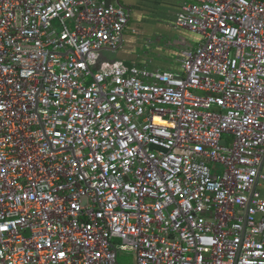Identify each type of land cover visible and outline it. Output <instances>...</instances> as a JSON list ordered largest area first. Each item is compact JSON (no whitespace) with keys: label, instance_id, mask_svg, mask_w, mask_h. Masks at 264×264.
I'll list each match as a JSON object with an SVG mask.
<instances>
[{"label":"built area","instance_id":"built-area-1","mask_svg":"<svg viewBox=\"0 0 264 264\" xmlns=\"http://www.w3.org/2000/svg\"><path fill=\"white\" fill-rule=\"evenodd\" d=\"M129 21L0 0V264H264V0L184 1L178 71L104 56Z\"/></svg>","mask_w":264,"mask_h":264},{"label":"crops","instance_id":"crops-1","mask_svg":"<svg viewBox=\"0 0 264 264\" xmlns=\"http://www.w3.org/2000/svg\"><path fill=\"white\" fill-rule=\"evenodd\" d=\"M115 5H121L130 11V21L124 31V41L121 49L115 52V60L122 61L127 66L148 65L154 69L179 70L181 52L184 48L195 46L199 37L187 30L177 29L174 25L176 14L186 0H100ZM156 35L160 42L164 36L174 39L171 50H166L167 58L159 60H141L134 54L139 45L143 48L150 44L149 38ZM126 43V46H125ZM129 45L131 47L129 48ZM107 57V56H106ZM149 61H152L149 63ZM264 197V185L260 187Z\"/></svg>","mask_w":264,"mask_h":264},{"label":"rangeland","instance_id":"rangeland-1","mask_svg":"<svg viewBox=\"0 0 264 264\" xmlns=\"http://www.w3.org/2000/svg\"><path fill=\"white\" fill-rule=\"evenodd\" d=\"M127 31V30H126ZM125 31V33H126ZM148 40H150V44H146L145 47L143 48L141 45H139L137 47V49H134V54L138 55L141 60H143V58H154L155 60H159V54H161V58H167L166 56L167 52L166 50H171L173 47V43H174V39L173 38H169L164 36V39L161 40L156 36L153 35L151 38H149ZM125 42V41H124ZM126 46V43H125ZM131 47V45H129V48ZM104 56H107L108 58H110L111 60H115V58L117 57L115 53L112 52H104ZM150 63V62H149ZM83 205H86L85 200L83 201ZM119 255H118V260L120 264H134V257L132 256H127L125 251H122L121 248H119Z\"/></svg>","mask_w":264,"mask_h":264},{"label":"water","instance_id":"water-1","mask_svg":"<svg viewBox=\"0 0 264 264\" xmlns=\"http://www.w3.org/2000/svg\"><path fill=\"white\" fill-rule=\"evenodd\" d=\"M158 56H159V59H160V58H161V57H160L161 54H159ZM152 59H154V58H147V60H152ZM149 62H152V61H149Z\"/></svg>","mask_w":264,"mask_h":264}]
</instances>
